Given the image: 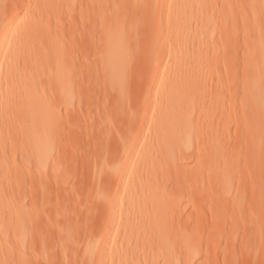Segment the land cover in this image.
<instances>
[{
  "label": "rangeland",
  "instance_id": "obj_1",
  "mask_svg": "<svg viewBox=\"0 0 264 264\" xmlns=\"http://www.w3.org/2000/svg\"><path fill=\"white\" fill-rule=\"evenodd\" d=\"M18 1L23 4L22 9L27 15L50 21V27L43 30V35L41 32L44 43L64 45L65 60L62 63L59 59L54 63L49 61L44 67L45 74L49 69L66 70L72 75L74 87L69 100L62 102L64 105H55L54 102L48 108L55 115L60 107V114H65L64 119L61 118L63 123L69 119L65 127L62 126L64 136L59 137L63 144L59 152L61 158L55 145L51 151L55 161L61 159L63 187H55L53 168L41 171L46 173V180L49 178V182H44V178L41 180L38 177L41 172L32 163H25L26 160L20 163L18 160L22 170L19 168L17 171L16 176H19L15 178L18 182L15 181L16 186L7 194L12 197L10 212L0 216V264H166L165 261H170L167 264H264V250L258 246L264 243V224L258 226V219L253 220L259 215L260 207L256 203L260 198L256 188L258 192L260 188L254 179L256 172L253 174L251 170L254 169H250L258 155L250 143L249 125L238 121L240 130L237 131L232 115L225 120L223 125L227 135L220 141L225 163L217 169H211L207 164L212 132L206 123L210 108L208 96L217 94L226 99L231 92L224 70L227 58L218 53L210 74L203 70L198 72L196 66L191 68L196 89L191 92V133L188 141L185 140L182 149L171 145L169 157L165 160L157 157L149 168V160L139 155L151 143V136L146 131L136 135L135 120L142 108L139 103L147 101L150 107L145 128L155 124L157 114L153 98L161 93L164 84H159L148 93L147 82L142 81L149 71L147 59L139 51L149 46L148 33L141 30L147 34L140 32L141 37L136 35V42L129 34L131 37L128 39L133 42L118 52L123 61L116 62L117 70L107 82L100 58L93 57L97 55L94 51L100 52L103 46L102 40H98L99 22L96 21L99 13L95 8L88 7L93 0H83L85 10L81 18L79 14L83 12H79V8L72 10L70 4L66 7V4L60 3L54 9H43L38 0H14L17 5H22ZM224 1L201 0L200 6L221 5ZM8 2L13 0H0L2 11L9 5L17 8L15 3ZM112 4L113 0L110 10L113 9ZM130 10L125 11L126 14L124 12L128 23L139 13ZM193 10L195 8L191 12ZM160 15L167 20L177 13L175 9L164 8ZM191 21H199L196 13H193ZM211 25L208 28L210 34L213 33ZM96 28L94 32L92 29ZM164 34L160 35L159 41H163ZM175 35L169 36V41L176 42ZM142 55L145 65H140V60V70L136 68L135 57L140 59ZM205 55L209 60L212 58L209 50L205 51ZM186 56L182 49L164 52L162 62L172 72L188 60ZM238 62L240 72L241 62ZM143 66L146 68L144 71ZM139 70L142 75L137 72ZM137 74L144 76L141 81ZM145 80L148 81V78ZM240 89L241 86L239 92ZM40 90L36 91L39 96L35 92L27 101L31 102V106L39 103L38 99L47 93L42 91L43 88ZM217 110L220 112V109ZM74 118L78 119V123ZM70 120H73L72 123ZM67 127L71 130L66 131ZM133 139L135 153L130 163L133 176L119 184L113 179L117 184L114 185L110 170L113 165L121 164L126 145ZM122 143L124 148L121 149ZM179 166L187 169L183 178L175 176L178 172L180 174V171L176 173ZM40 191L43 193L40 194ZM111 194H115L116 216L123 213V217L116 218L113 228L103 232V219L108 210L105 201ZM43 196L45 201L40 200ZM165 225L169 227L167 240H161L157 230ZM102 235L104 238L100 239ZM90 243L94 244L97 257L87 260L85 249L88 244L92 245Z\"/></svg>",
  "mask_w": 264,
  "mask_h": 264
},
{
  "label": "bare ground",
  "instance_id": "obj_2",
  "mask_svg": "<svg viewBox=\"0 0 264 264\" xmlns=\"http://www.w3.org/2000/svg\"><path fill=\"white\" fill-rule=\"evenodd\" d=\"M38 1L43 9L48 7L54 9L53 7H58L57 4L64 3L66 7H69L70 4L72 10L75 9L76 11L78 8L79 12L85 10L83 0H80L79 3L78 0ZM111 1L93 0L88 5L92 9L95 8L99 13L96 22H99V26L97 25L99 32H97L100 34L101 39L99 35V39H96L102 40L101 46H103L100 52L94 51L97 55L93 57L100 58L104 80L108 82L117 70L116 62L121 63L123 61V57L118 55V52L129 45L130 38L128 39V37H131L129 34L136 42L138 37L136 35H139L138 38H140V32L145 30L149 35L148 44H150L140 48L139 52H143L147 59L146 64L149 75L140 77L142 73H140L141 68L139 67L144 64L142 59L145 57L142 55V58L139 59V55L135 57L136 62H138H135L136 68L140 69L137 71L140 73L137 74V77L140 78V81L143 77L148 78V81L142 79L143 82L148 83V85L145 83L146 87L148 86L146 91L148 93H151L159 84H164L161 93L153 98L154 101L152 100L157 118L155 124L150 126L149 129L145 128L147 125V110L150 107L149 102L139 103L142 108L140 107L139 120H135V123H137V126H135L136 135L146 131L151 136V143L139 156L149 160L150 165L148 167L150 168L153 160L157 157L162 160L169 157L171 145L175 144L181 149L184 148L183 143L185 140L188 141V136L191 133V92L196 89L195 80L192 77L194 71L192 72L191 68L196 66L198 72L203 70L207 74L213 73L214 60L217 58L218 53L222 54L224 59L227 58L224 70L228 88L231 89V92H229L226 99L217 96V94L208 96L210 108L206 114V123L212 132L207 164L211 169H217L219 165L225 163V153L220 142L227 135V129L223 125L226 122L225 120H229L232 115L235 119L234 127L237 131L240 130L238 121H244L245 124L249 125L252 135V142L250 143L252 149L259 156L256 157L254 166L251 164L250 169H254L251 170V173L255 174L254 172H256L254 175L256 178L254 179L257 180L258 187L262 191L259 190L258 192L255 187L257 196L260 198L256 203L260 207V217L258 218L259 215H257L253 220L258 219V226L264 224V0H225L221 5L210 4L206 8L202 4L205 9L200 6L201 0H113V9L110 10ZM16 2L13 0L11 3L16 4ZM8 4L6 3L7 6ZM2 6H0V216L10 212L9 206L12 197L9 198L7 194L9 189L16 186L15 181L18 182L16 180L19 176V174L17 176L16 174L20 168L18 160L20 163H23L24 160H26L25 163H32L39 172L49 170L50 167L53 168L55 172L52 170V179L56 184L55 187L57 185L60 186L59 188H61V185L63 187V184H61L63 183L62 166L59 164L61 159H58L63 144H61L59 137L64 134V124L69 119L66 120V118L65 123H63L64 120L62 119H64L65 114H60L62 113L60 107L56 109L58 112L55 115H53V112H49L48 108L54 102L55 105H58V103L68 101L73 94L72 89L74 87L72 75L66 70L64 71L61 68L49 69V72L45 74L44 67L48 65L49 61L54 63L56 59H59L62 63L65 60L63 44L57 45L55 42L54 44H51L52 42L46 44L42 41L43 30L50 27V21L27 15L26 11L22 9L23 4L17 5V8H12L14 6L9 5V8L6 7V9L4 6V11L1 9ZM164 8L175 9L177 15L167 20L164 19L160 15ZM192 8H195V10L191 12ZM129 9L139 13L136 12L137 17V14H132L135 18L128 23L125 11ZM193 13H196V18L199 21L192 23ZM81 14L84 15V12H80V18L82 17ZM208 16L209 18H207ZM212 21H214L213 24ZM210 25L213 28L212 34L208 31ZM126 26L128 29H126ZM98 28L92 30L95 32ZM92 30L91 32H93ZM162 33L166 34H164L161 42L159 38ZM172 34H176L174 39L176 42L169 41L171 40L169 36ZM179 49L186 52L188 60H185L184 63L178 65L171 72L162 62L163 53H172L179 51ZM207 50L212 53L210 60L205 55ZM96 59L94 60L96 61ZM139 61L142 64L139 65ZM238 61L241 62L240 72L237 68L239 66ZM142 70L144 71L146 68ZM93 82V84H96V81ZM239 86L242 87L241 92H239ZM42 88L44 93L50 92L48 94L51 96H48L47 93V95L41 93L42 96L40 95L41 97L38 99L39 103L31 106V102L27 101L35 95L37 89ZM36 94L39 96L40 93L36 92ZM63 103L61 105H64ZM225 106L226 109H224ZM217 109H220V112H217ZM65 111L67 112V110ZM66 115L68 114L66 113ZM77 120L75 121L78 123ZM67 130L71 129L68 128ZM215 131L219 132L214 133ZM65 134L68 135L67 132ZM134 142L133 139L126 145L121 164L113 165L110 170L112 173V176L110 175L111 179L112 181L115 180L117 184L129 180L133 176V167L130 163L135 153ZM247 143L246 146L249 144ZM54 145L56 146L57 155H59V157L57 156L58 161H55L51 152ZM121 146L119 144L121 149L124 148L123 143ZM17 155L24 156L21 158ZM20 170L22 169L20 168ZM184 170L187 169L181 166L177 167L176 173L180 171V174L178 172L175 175L176 178L180 176L183 178ZM44 173L41 172L42 175L40 174L38 177L41 180L44 178L45 182L47 176ZM48 180L49 178L46 181L49 182ZM115 181L114 185H117ZM40 189L42 190V188ZM36 193L39 194V192ZM42 193L40 191V194ZM45 193L44 190L46 196ZM45 196L40 200L45 201ZM114 197L115 194H111V197H108L105 201L107 206L105 208L108 210L103 219V224L105 227L107 226V229L104 227L103 232L110 231L116 218L123 217V213L116 216ZM124 219L127 220V216ZM125 224L128 225L127 221H125ZM168 231L169 227L165 225L158 228L157 234H159L161 240L165 238L167 240ZM100 237V239L104 238L103 235ZM261 244L259 243L258 246L264 250V243ZM85 257L87 260L97 257L94 244L87 245ZM165 262L167 264L170 261Z\"/></svg>",
  "mask_w": 264,
  "mask_h": 264
}]
</instances>
